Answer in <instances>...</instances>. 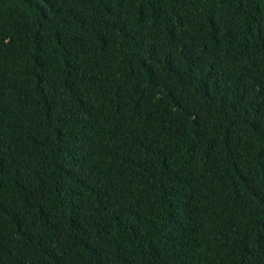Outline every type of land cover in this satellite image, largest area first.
I'll return each mask as SVG.
<instances>
[{"label":"trees","instance_id":"obj_1","mask_svg":"<svg viewBox=\"0 0 264 264\" xmlns=\"http://www.w3.org/2000/svg\"><path fill=\"white\" fill-rule=\"evenodd\" d=\"M0 264H264V0H0Z\"/></svg>","mask_w":264,"mask_h":264}]
</instances>
